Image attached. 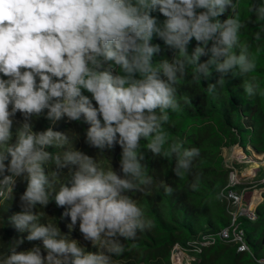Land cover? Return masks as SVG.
Returning <instances> with one entry per match:
<instances>
[{
	"label": "clouds",
	"instance_id": "clouds-1",
	"mask_svg": "<svg viewBox=\"0 0 264 264\" xmlns=\"http://www.w3.org/2000/svg\"><path fill=\"white\" fill-rule=\"evenodd\" d=\"M261 48L264 0H0V209L10 210L23 181L7 224L27 233L0 264H114L126 241L154 227L133 195L153 184L149 156L170 161L178 180L201 156L165 127L189 102L178 86L217 74L210 96L239 79L246 97L264 99V80L253 75ZM41 119L51 126L37 130ZM60 121L86 124L83 142L96 155L75 146L79 133L54 130ZM117 147L118 170L97 159ZM199 183L194 176L188 187ZM52 203L70 220L68 233L37 210ZM25 240L42 248L17 251ZM214 242L207 235L189 247Z\"/></svg>",
	"mask_w": 264,
	"mask_h": 264
},
{
	"label": "trees",
	"instance_id": "trees-1",
	"mask_svg": "<svg viewBox=\"0 0 264 264\" xmlns=\"http://www.w3.org/2000/svg\"><path fill=\"white\" fill-rule=\"evenodd\" d=\"M154 42L161 43L163 48L161 41ZM256 54L258 67L253 75L264 80V48L258 50ZM163 55L170 56V53L165 51ZM216 78L217 74H214L208 82H215ZM208 82L191 87L183 83L178 86V95L188 97L189 102L184 103L181 100L182 111L172 114L171 122L174 126H165L172 138L185 141V147L200 148L201 156L194 161L193 171L185 180L175 178L171 172L170 161L149 156L148 171L153 177V184L144 193L133 195L147 206L146 211L153 219L154 227L150 231L138 234L136 241H126L125 253L120 257H114V264H154L158 255L163 256L161 264H169L170 249L175 244L190 248L189 241L202 240L207 235H212L215 242L209 247H203L201 252H196L203 264H254L252 253H255L256 257H264V208L261 207L264 203V190L261 193V202L254 209V219L236 214L233 218L227 211L228 205L224 197L227 191L234 187L226 186L227 169L223 166L221 155L222 147L233 144L243 149L247 148L244 149L245 155L251 153L264 155V99L246 97L239 79L231 80L223 89L218 88L214 96H210L206 92ZM49 126L51 123L44 119L36 123L37 130ZM86 127L87 125L83 123L60 121L54 130L67 132L70 136L72 133H79L80 138L75 141V146L95 156L97 150L88 148L83 142ZM119 151L117 147L115 151L105 152V156L98 155L97 159L105 166L112 162L118 170ZM194 176L200 177L196 191L188 187ZM164 185L173 187L174 192L171 196L165 194ZM260 186H264V183ZM25 187L23 181H18L15 190L16 200L11 204L10 210L0 209V217L4 222L3 225L0 221V249L5 255L13 240L27 235L17 233L10 224H7V218L19 211L18 198ZM37 210L46 212L44 222L56 220L61 231L68 233L67 225L70 220L60 218L64 209L57 208L52 203L46 209ZM231 224L241 230V240L251 251L238 252L237 243L232 246L222 243L229 238L222 237L221 230L228 228L230 231ZM71 235L73 238L81 239L78 229ZM133 243L135 247H131ZM33 245H40L42 248L40 241L25 240L17 251L27 250ZM88 247L89 250H96L91 249L90 245Z\"/></svg>",
	"mask_w": 264,
	"mask_h": 264
},
{
	"label": "rangeland",
	"instance_id": "rangeland-1",
	"mask_svg": "<svg viewBox=\"0 0 264 264\" xmlns=\"http://www.w3.org/2000/svg\"><path fill=\"white\" fill-rule=\"evenodd\" d=\"M244 149L237 144L221 148L223 166L227 169L226 183L234 187L233 190L239 197V200L231 201L229 191L224 197L228 205L227 211L231 216L233 214L244 215L245 212L254 211L262 200L261 193L264 190V186H260L264 183V155L259 153L245 155ZM261 207L264 208V203ZM233 238L236 237L233 235ZM222 243L232 246L235 239L223 240ZM236 251H238L237 248ZM4 255L0 249V258ZM193 256L195 260L192 259ZM199 257L200 255L190 248L175 244L170 249L169 264H203ZM162 260L163 256L158 255L154 264H161Z\"/></svg>",
	"mask_w": 264,
	"mask_h": 264
},
{
	"label": "built area",
	"instance_id": "built-area-1",
	"mask_svg": "<svg viewBox=\"0 0 264 264\" xmlns=\"http://www.w3.org/2000/svg\"><path fill=\"white\" fill-rule=\"evenodd\" d=\"M226 186H230V185H228V183H227ZM230 187H233V186H230ZM228 191H229V196L232 198L231 201L239 200V197H238V195L235 194L236 192H235V190H233V188L229 189ZM239 214H241V213H239ZM234 216H235V214H233V218H234ZM243 216H246L247 218L252 220L255 218V213H254V211L245 212V214ZM233 218H232V220H233ZM231 225H232V228L230 231L228 230V228H224L221 230V236L224 238L235 239V243H237L236 248L237 249L242 248L244 246V242H242V240H241V230H238L237 226H235L233 224H231ZM235 230H237V232H235ZM233 235L236 238H233Z\"/></svg>",
	"mask_w": 264,
	"mask_h": 264
}]
</instances>
